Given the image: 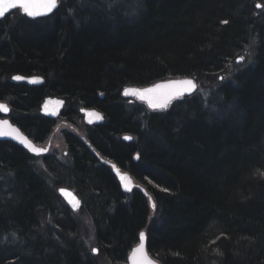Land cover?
Segmentation results:
<instances>
[{
	"label": "trees",
	"instance_id": "16d2710c",
	"mask_svg": "<svg viewBox=\"0 0 264 264\" xmlns=\"http://www.w3.org/2000/svg\"><path fill=\"white\" fill-rule=\"evenodd\" d=\"M257 4L264 0H62L46 19L16 21L13 13L0 22V101L11 106L13 123L37 137L39 103L50 96L69 113L99 110V151L145 191L122 193L87 149L85 161L40 173L23 149L0 142V264H98L90 246L104 264H127L143 231L161 264H264V7ZM16 74L46 84L14 85ZM183 77L202 89L166 112L121 97L125 87ZM126 135L132 143L115 142ZM61 187L87 200L89 244Z\"/></svg>",
	"mask_w": 264,
	"mask_h": 264
},
{
	"label": "water",
	"instance_id": "95a60500",
	"mask_svg": "<svg viewBox=\"0 0 264 264\" xmlns=\"http://www.w3.org/2000/svg\"><path fill=\"white\" fill-rule=\"evenodd\" d=\"M30 2L31 3H34L35 5L38 6L42 2V0H30ZM58 8L55 9L50 14H47V15H38V16H35V17H31V16L26 15L24 13L23 9L17 7V8H14V9L9 10V12L5 15L4 18L12 15L15 11H20L21 15L25 19H27L28 21L42 20V19H46L47 17L55 14L57 12ZM33 10H35V11H43V9H40L39 7L35 8ZM4 18L0 19V22L3 21ZM16 76L24 77V79L19 80V81L13 79V77H16ZM186 79H191V80H193L196 83V81L193 78H191V77L190 78L183 77V78H179V79H169L168 81L157 82V84H153V85H150V86H147V87H143V88L142 87H136V88L135 87H125V89H123V91H122L121 96L125 100L128 99V100L134 101L136 103L138 102L140 104H143L146 107L147 111L149 110L151 112H165V111H168L169 107L173 103L180 102L182 100H185L186 98H190L191 96H193L198 91V87H197V91H195L191 95L185 94L181 98H177V99L172 100L169 103L168 107L166 109H163V110L162 109H154V108L150 107L149 104H148V102H147V100L141 99L139 95H134V94H132V92L133 91H143L145 89L154 88L156 85H160V84H175L178 81H183V80H186ZM33 80H37L38 82L33 83L32 82ZM10 83H12L14 85H17V84L24 85L27 88L28 87L29 88H38V87H42V86H44L46 84L45 83V79L42 76H40V75H38V76H28V75L27 76H24L22 74H16V75L12 76L11 77V80H10ZM126 90H132V91H129L128 94L126 95L125 94ZM0 105H6V104H4V102H3V103H0ZM42 105L43 106H42V109H41V114L42 115H45L47 117L53 118V119H56V118H58L61 115V112L63 111L64 106H65L63 99H59V98H56V97L47 98ZM7 108H8V111L7 112H4V111L0 110V121L7 120L9 122V124L12 126V128L18 129L19 132H20V134H22L24 137L27 138V136L23 133V131L21 130V128L20 127H17L11 121V119L7 117V116H9L10 109H11L9 106H7ZM80 114H84L85 115L84 120H85V124H87V125L103 124V120H104L103 119V115H102V113H99L98 111H96V109H94V110H86V109H83L82 111H80ZM96 114H98L99 117H102V119L98 118ZM127 137H131V136H127ZM27 139L34 145V143L32 142L31 139H29V138H27ZM123 140L125 142H127V143L128 142H131V140H127V139H125V137L123 138ZM0 142H3V143H8V142L9 143H12L13 145H15L16 147H18L19 149L20 148L21 149H24L29 154H32V155H35V156H39V155L45 154L48 151L47 150L46 152H43V153H40V154L34 153V152L30 151L24 144L20 143L16 139H14L12 136H0ZM36 148H38V147H36ZM39 149H44V148H39ZM102 163L105 166L110 165L112 167V174L114 175V177H116L118 186H119V188H121L122 193H124L126 195H130L134 191H139V192H144L145 193L143 187L140 186V185H137L135 183V181H134V178L130 174H127V173L122 172V170H121V168L119 166H116L114 164H110V162H108V161H102ZM121 176H127L130 179V181H131V183L129 185L130 190H129V188H126L125 187V181H123L121 179ZM61 189H63V188H61ZM64 190L66 191L67 195L62 194L61 191H60V189H59L58 190L59 197L61 198V200L65 204H67V207L69 208V210H71V212L77 213V210H74L73 209V207H72L71 203H69V201L72 199L73 196L76 197L77 199H79L78 196L72 190H69L67 188H65ZM79 201H80V207H79V209H80L81 206H82V202H81V200H79ZM143 233H145V232L143 231ZM145 236H146V233H145ZM147 242L148 241H147V236H146V251H147L148 256L153 261H155V264H161L156 259L154 260L151 257L149 251L147 250ZM137 246H135L133 249H135ZM133 249H132V251H133ZM132 251H131V253H130L128 259H127V264H132V260H131Z\"/></svg>",
	"mask_w": 264,
	"mask_h": 264
},
{
	"label": "snow or ice",
	"instance_id": "6c2138e0",
	"mask_svg": "<svg viewBox=\"0 0 264 264\" xmlns=\"http://www.w3.org/2000/svg\"><path fill=\"white\" fill-rule=\"evenodd\" d=\"M60 0H42V2L37 6L34 3H31L30 0H0V19L4 18L5 15L9 12V10L14 8L23 9L24 13L28 16L35 17L38 15H47L52 13L55 9L59 7ZM257 7H264V5L257 4ZM39 7L43 9V11H35L33 9ZM223 23L227 24V21H223ZM244 57H240V62H243ZM15 80H22L24 77L16 76L13 77ZM223 79V77H221ZM33 83L38 82L37 80H33ZM129 91L126 90L125 94L127 95ZM197 91V84L191 80L186 79L183 81H178L175 84H160L156 85L154 88L145 89L143 91H133L132 94L139 95L141 99L147 100L150 107L154 109H166L169 103L177 98L183 97L185 94L191 95ZM0 110L7 112L8 108L6 105H0ZM98 118V114H96ZM0 136H12L14 139L18 140L20 143L24 144L30 151L40 154L46 152L47 149H39L36 148L26 137L20 134L18 129L12 128L7 120L0 121ZM127 140H131V137H125ZM139 158V157H137ZM262 177H264V172L260 173ZM121 179L125 181V187L129 188L131 183L130 179L127 176H121ZM130 190V188H129ZM62 194L67 195L64 189H60ZM71 203L74 210H79L80 201L76 197H72L69 201ZM156 205L153 203V208ZM139 244L133 249L131 254L132 264H155L147 254L146 251V236L145 233L141 232L139 235ZM93 253H98V249L93 248ZM218 255H223L219 251L216 250Z\"/></svg>",
	"mask_w": 264,
	"mask_h": 264
},
{
	"label": "flooded vegetation",
	"instance_id": "af4514ba",
	"mask_svg": "<svg viewBox=\"0 0 264 264\" xmlns=\"http://www.w3.org/2000/svg\"><path fill=\"white\" fill-rule=\"evenodd\" d=\"M50 97H52V96H50ZM50 97H45L39 103V107L37 110V114L40 116V118L38 119L39 124L35 125V127H38L37 129L34 128L36 130L35 132H38L37 137L36 136L31 137L29 135H26L23 132L27 136V138L32 140V142L34 143V145L36 147L44 148V149L48 150L45 154L35 156L32 154H29L26 150L23 149L28 154V156L34 160V163H35L34 166L36 167V169L38 171H41L44 173V172H46V169H45L46 166H52V167H54V169H55V167L56 168L57 167L67 168V165L71 164L69 160H71L72 163L79 161V160L83 162L87 158L80 156V153L82 151H84L85 149H87L89 154L96 160V162H98L96 164H100L101 166L106 167V168L108 167L109 170L112 172V167L110 165L105 166L102 163V161H108V162H110V164H114V165H115V163L112 160H110V158L108 156L107 157L104 156L99 151L101 149L100 145H102V142L101 143L95 142L96 139L101 140L100 139V133H98V131H99L100 127L105 126V120H103V124H98V125L97 124L87 125V124L83 123L84 127L80 132L74 127V125H72L74 119L81 118V117H78L77 113L80 114V111H82L83 108H85L86 110H94L95 108L90 109V108L83 107V108L79 109L78 112H75V110H74V111H70V113H69L67 110V104H65V101L63 100L65 106H64L63 111L61 112V115L58 118L53 119V118H50V117H47V116L41 114V109L43 106L42 104L44 103V101L47 98H50ZM0 103H3V101H0ZM4 104H6V106H9V104L6 102H4ZM9 107L11 108V106H9ZM96 111L101 113L97 109H96ZM11 113H12V108L10 109V114L7 117L10 118L11 121L13 122L14 117L11 116ZM80 116H81V114H80ZM22 119L23 118H21V120ZM58 119L59 120L64 119L62 124L60 125V127H62V125H63L65 128L68 129V130L67 129L62 130L63 143H64L65 147L67 148L66 151L63 152V154H59L56 151L51 150L52 147H51L50 143L48 142V140L50 139V135L55 128L56 121ZM85 128H87V129L85 130ZM58 129H59V127H56V129L54 131H57ZM48 132H50V134L48 136H44L45 134L47 135ZM43 133H44V135L42 136ZM44 137H47L46 140H44ZM118 141H121L124 144L132 143V141L128 142V143L125 142L122 137L119 140L115 139L116 143ZM28 161H29V159H28ZM121 170L123 171L122 168H121ZM75 193L77 194V192H75Z\"/></svg>",
	"mask_w": 264,
	"mask_h": 264
},
{
	"label": "rangeland",
	"instance_id": "374dc122",
	"mask_svg": "<svg viewBox=\"0 0 264 264\" xmlns=\"http://www.w3.org/2000/svg\"><path fill=\"white\" fill-rule=\"evenodd\" d=\"M61 1L62 0H60V2ZM59 5H60V3H59ZM259 9H261V7H259ZM18 16L15 18L16 21L19 20V18L21 16V13H18ZM245 61H246V58L245 57H244L243 62H240V58H239V61L237 63H239V65H243ZM197 85H198V83H197ZM197 87H198V91L197 92H200L201 89H202V85H198ZM130 103L132 104V103H135V102L134 101H130ZM77 112H78V110H77ZM77 114H78V117H81V118L74 119L72 125H74V127L78 131L81 132V130L84 127V124L83 123H85V120H84L85 115L84 114L83 115L81 114V116H80L79 113H77ZM63 120L64 119H62V120H59L58 119L56 121L54 130L56 129V127H59V129L57 131H54L53 130L52 133H51V135H50V139L48 140V142L50 143V145L52 147L51 150L56 151L59 154H63V152H65L66 149H67L65 147L64 143H63V138H62L63 137L62 136V130L67 129V128H65L63 125H62V127H60V125L62 124ZM131 141H133V139H131ZM57 171L59 172V171H62V170L58 169ZM39 172L40 173H43L41 171H39ZM61 188H63V187H61ZM68 189H70V188H68ZM77 196H78L79 200H81L82 206H81V208L79 210H77V213H73V214L75 216V222L78 223V228H79L80 235L82 236V238L84 239V241L87 244H89V242L91 241V239H92V237L94 235V232H93L94 229H93V224H92L93 221L91 220L90 211L89 210L87 211V200H85L83 198V196L81 195V193L80 194H77ZM93 248L96 249V247H90V250L92 251ZM95 255L98 256V258H97L98 259L97 260L98 264L107 263V260L105 259V257L103 255H101L99 253H95Z\"/></svg>",
	"mask_w": 264,
	"mask_h": 264
},
{
	"label": "bare ground",
	"instance_id": "6f19581e",
	"mask_svg": "<svg viewBox=\"0 0 264 264\" xmlns=\"http://www.w3.org/2000/svg\"><path fill=\"white\" fill-rule=\"evenodd\" d=\"M191 78H192V77H191ZM193 79H194V78H193ZM194 80H196V79H194ZM159 82H164V81H159ZM156 84H157V83H156ZM197 86H198V85H197ZM173 104H174V103H173ZM173 104H172V105H173ZM172 105H171V106H172ZM102 115H103V117H105L104 114H102ZM104 120H105V118H104ZM124 137H127V135H126V136H122V138H124ZM122 172L127 173V174H130V173H128L125 169H123ZM130 175H131V174H130ZM113 176H114V175H113ZM115 178H116V177H115ZM116 181H117V179H116ZM117 184H118V183H117ZM59 189H61V188H59ZM59 189H57V191H58ZM91 220H92V219H91ZM92 224H93V229H94V221H93ZM78 233H79V230H78ZM89 246H90V245H89ZM90 247H91V246H90Z\"/></svg>",
	"mask_w": 264,
	"mask_h": 264
}]
</instances>
